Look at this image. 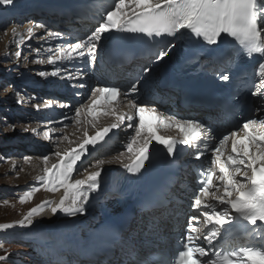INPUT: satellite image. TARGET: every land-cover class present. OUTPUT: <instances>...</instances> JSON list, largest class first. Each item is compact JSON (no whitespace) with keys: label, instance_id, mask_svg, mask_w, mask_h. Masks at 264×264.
Segmentation results:
<instances>
[{"label":"snow or ice","instance_id":"snow-or-ice-1","mask_svg":"<svg viewBox=\"0 0 264 264\" xmlns=\"http://www.w3.org/2000/svg\"><path fill=\"white\" fill-rule=\"evenodd\" d=\"M15 3L16 0H0V6H14ZM35 28L43 29L45 25L36 24ZM115 33L136 36L157 44L166 40L165 47L155 55V63L170 59V53L177 46L176 42L185 37L200 42L205 47L214 46L213 51L225 48L231 41L238 45L237 50L242 56L251 57L256 54L264 57V0H114L102 22L85 39L64 44L55 51L49 48L46 62L57 65L58 61L66 59L82 61L86 58L89 66H92L96 62L101 41L108 38L106 34ZM34 35L35 29L28 27L27 38L31 39ZM46 35L50 38L62 37L61 33L53 31H46ZM23 40L24 36H21V42ZM35 51L38 55L34 62H45L38 58L40 49ZM15 55L19 59L21 52L17 51ZM60 71V67H57L51 73L41 72L39 75L59 76ZM150 72L151 67L143 69L144 74ZM65 75L69 80L83 81L85 77L83 71L75 75L66 71ZM256 75L259 84L255 86L256 91L252 95L259 96L264 101V63L259 64ZM220 79L229 81L230 76L224 73L220 75ZM140 86L141 80L138 79L123 91L117 87H96L92 90L91 103L75 109V122L80 124L82 114L87 112L96 117L97 105L101 100L107 99L108 106L103 115H115L116 119L107 127L97 128L95 135L89 136L85 131L83 142L70 150L59 148L60 140H67V136L56 137L57 150L52 155L57 158V163L49 166L51 156L41 157L45 167L44 174L38 179L46 191L57 192L62 188L63 195L58 202L46 200L30 209L18 222L19 226L31 227L34 217L43 215L45 211H50L53 216L57 213L69 217L85 214V205L92 194L101 191L100 178L105 161L98 160L90 165L95 171L83 169L86 173L84 179H74L76 165L84 156L86 146H95L113 129H119L127 121L126 126L135 131L126 145L131 163L125 164V168L133 175L140 174L145 168L146 162L151 158L150 147L154 142L164 146L170 157L175 155L177 143L197 149L194 158L198 161L205 151L212 152L210 166L200 172V187L192 205L198 215L192 216L189 221L182 250L178 252L175 264H264V233L254 237L257 243L238 248L221 250L214 243L220 240L222 232L227 233L240 221L253 226V232L257 229L264 230V119H247L236 131L224 135L209 149L206 138H214L211 129L198 121L167 117L155 105L139 103ZM79 87L83 88L85 84L80 83ZM119 97L127 99L128 111L118 113L116 107H113L112 101ZM51 106V100L44 103L45 108ZM36 108L39 109L40 105L37 104ZM261 111L264 109H256V112ZM146 114L156 121L155 126L146 120ZM134 120L135 124L132 123ZM89 124L97 127L93 121H89ZM160 125L164 129H177L182 134V139L159 134ZM6 126L13 129L15 127ZM52 131L54 130L49 129L43 134L52 139ZM240 133H243V138H240ZM229 143L230 150L227 147ZM201 147L203 151L200 150ZM25 159L30 160L31 157ZM38 191L40 187L26 191L19 198L20 203H27L33 193ZM258 221L261 222L259 225ZM14 227V224H3L0 225V231ZM205 228L207 231H204ZM201 237L207 247L199 243ZM7 259L8 257L0 255V261ZM140 264L148 262L142 260Z\"/></svg>","mask_w":264,"mask_h":264},{"label":"rangeland","instance_id":"rangeland-1","mask_svg":"<svg viewBox=\"0 0 264 264\" xmlns=\"http://www.w3.org/2000/svg\"><path fill=\"white\" fill-rule=\"evenodd\" d=\"M31 2L32 0H16L14 6H0V13L6 11L3 15H0V22L4 20L2 17L7 16L6 13L10 8L13 10L12 8L17 5H23L25 3H27L30 8L32 5ZM20 11L21 8L17 7L15 13H19ZM11 46L13 45L8 44L6 39L5 28L0 25V225H16L14 228L0 231V245L3 246L4 244V247H0V255L8 257L7 260L0 261V264H23L24 259L27 260L26 264H32L31 262H34V264H57L54 262L55 257H53L45 247H42L40 242L21 236V234L28 232L27 228L29 227H21L18 222L24 218L30 209L40 205L45 199L44 193L46 190L40 185L38 179L44 174V168H42L44 163L41 164L43 161L41 157L51 156V159H57L52 155V153H54L52 149L56 146L55 142H57L56 137L67 136V140H72L70 143L74 145L83 141L74 140L78 139V136L81 137L82 129L80 128L81 130H77L79 128L74 122H72V126L67 124V127H65V122L62 120H58L56 125L49 126V124H46L47 122L49 123L48 120H45L46 110L44 103L46 101L40 96L38 91L35 92L34 90H29V92H27L26 87L24 86L26 82H24L23 78V74L28 70H35L36 73H39L40 70L38 67H40V63L34 62L35 59L32 48L23 49L21 51V56L18 59L15 55L18 50H14L16 47L11 48ZM50 90L52 91L53 89ZM37 104L40 105L39 109L36 108ZM67 104L69 107H65L67 111L66 113L73 116L75 114L74 106L76 103H73V101L70 100L69 93ZM55 105L56 107L61 108V105L58 102H56ZM6 125H14L15 127L13 129ZM86 127L88 128V126ZM49 129L54 130L50 133L53 137L52 139H48L43 134ZM124 133L129 134L130 132L124 130ZM62 141L64 140L61 139L60 142ZM70 143L67 144L65 149H68L71 146ZM35 145L37 146V150H41V152H35ZM64 145V142L59 144L60 150H63ZM98 148V146L94 149L90 148V153L96 151ZM112 149L113 147L111 150ZM21 150L28 151L30 155L27 153H24L26 155H23ZM123 151L124 150L122 149H118L114 155L120 156ZM90 153H87L85 156ZM116 156H114V158H116ZM25 157H31V159L28 160L25 159ZM106 160L108 159L105 158V161ZM35 164L36 167H34ZM49 165H52V163H49ZM37 167L41 170L39 169V171H36ZM86 168L89 172L95 171V168L93 167ZM83 169H80L79 171L74 170V179L85 178L86 173L83 172ZM119 169L120 168L117 170ZM33 187H40V191L34 192L32 196V198L35 196L37 197L34 199L31 198L27 203H20L19 198ZM103 191L104 190H101L100 193ZM118 201L119 200L111 198L110 196H106L102 199L104 205H109L106 207L108 210L113 207L115 208V206L118 205ZM101 207L100 201L94 202L87 208L83 217H87V214L89 215L90 218L86 220L87 222L95 216L94 213H96L95 217H102L104 211ZM43 216L44 214L34 217V223H36L38 219H42ZM55 222L57 224L61 223L58 222V220H55ZM50 225L51 224H44L46 227H49ZM41 229H44V227ZM11 239H16L17 242L11 243L10 245ZM11 248L12 250H10Z\"/></svg>","mask_w":264,"mask_h":264},{"label":"bare ground","instance_id":"bare-ground-1","mask_svg":"<svg viewBox=\"0 0 264 264\" xmlns=\"http://www.w3.org/2000/svg\"><path fill=\"white\" fill-rule=\"evenodd\" d=\"M55 1L56 0H51V2H55ZM65 1H67V0L59 1L58 4H61V3L65 2ZM22 3H24V2H22ZM20 5H22V4H20ZM33 9L35 10V8H33ZM49 10H50V8H49V6H47L46 7V12L49 13ZM42 11L43 10L36 9V12L38 14H40ZM5 12L0 13V15H3ZM5 17H7V16L2 17V19H4ZM54 23H55V20H53V24ZM52 91L54 92V90H52ZM73 105H75V104H73ZM128 110L129 109H128V106H127L125 108H122V110H120L119 113H123V112H126ZM234 110H237V109H234ZM67 115L70 116L69 114H67ZM66 119L67 120H70V117H67L66 116ZM115 119L116 118H114L111 122H109L108 126L111 123H113L115 121ZM89 121H92V120H91L90 117H87L86 126H88V129L90 130L92 128V125L89 124ZM77 130H81V129L79 128ZM116 130H118V129H113L112 131H116ZM106 137H105V139L103 141L98 142L95 146H92V145L86 146V151H85L84 156L87 153H90V151H91L90 148L94 149L97 146L100 148L104 144V142L106 141ZM109 140H111L110 137H108L107 141H109ZM82 142L83 141H81V142H79L77 144H74V145L70 143V145H73L74 148H76ZM64 144L65 145H64L63 150L67 146V142H64ZM68 150H70V147L68 148ZM120 158H122V157H120ZM125 158H123V159H117V160L116 159H113V158H106L108 160H106L105 163H104V165L102 166V176L100 178L101 179V190L109 191L112 194H116L115 193L116 177L112 173H114V172H117L118 173L119 171L126 170L125 164L131 163V160L129 159V157H127L126 159ZM39 162H41V161H39ZM43 163L44 162L42 161L41 164H43ZM36 164L34 165V167H36ZM52 164H55V163H52ZM49 166H51V165H49ZM44 167H45V165H42V168H44ZM118 168H120V169L117 170ZM39 169L40 168L37 167L36 171H39ZM80 177H82V176H80ZM100 192L93 193L92 194V197L89 199L88 204L85 205V209L86 210L94 202L100 201V199H98L100 197V195H101ZM44 194H45L44 195V197H45L44 201H46V200L47 201L54 200V201H57L58 202L60 200V198L62 197V195H63V189L61 188L57 192H49V191H46ZM119 202L120 201L117 202L118 205L115 206V208L113 207V208L105 211L103 213V216L102 217H93L88 222L86 221V220H88L90 218L88 214H87V217H83V214H77L76 216L69 217V216H66L63 213H57V215L53 216L50 211H45L44 212V216L42 217V219L41 218L38 219L36 223L33 222V225L31 227H29L28 229H30V231H32L34 235H38L39 236V241L40 242L47 243V245L49 246V248L55 254H57V255L65 254V253H68L69 250H71L73 248H78L80 246V240H82V238L84 237L83 236L84 231H90V227L91 226L92 227H99L103 223H106L107 217L108 216H112L111 215V213L113 212L112 210H119V211H121L122 210V207L119 206ZM136 215H137L138 226L139 225H144V222H142L140 220V218L143 217V214L139 210H137V214ZM55 220H58V222H61V223H58L57 224L55 222ZM44 224H46V225L51 224V225L49 227H46V226H44ZM42 227H44V229H41ZM25 228H27V227H25ZM37 229H39V230H37ZM51 261H53V260H51ZM63 261L64 260H60L59 263H62Z\"/></svg>","mask_w":264,"mask_h":264}]
</instances>
